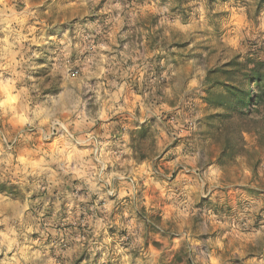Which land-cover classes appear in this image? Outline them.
Masks as SVG:
<instances>
[{
  "label": "clouds",
  "instance_id": "clouds-1",
  "mask_svg": "<svg viewBox=\"0 0 264 264\" xmlns=\"http://www.w3.org/2000/svg\"><path fill=\"white\" fill-rule=\"evenodd\" d=\"M0 264H264V0H0Z\"/></svg>",
  "mask_w": 264,
  "mask_h": 264
}]
</instances>
